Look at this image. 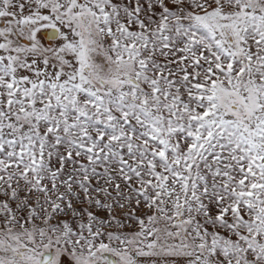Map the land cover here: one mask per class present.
Wrapping results in <instances>:
<instances>
[{"label": "snow or ice", "instance_id": "snow-or-ice-1", "mask_svg": "<svg viewBox=\"0 0 264 264\" xmlns=\"http://www.w3.org/2000/svg\"><path fill=\"white\" fill-rule=\"evenodd\" d=\"M0 264H264V0H0Z\"/></svg>", "mask_w": 264, "mask_h": 264}]
</instances>
